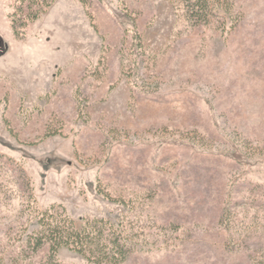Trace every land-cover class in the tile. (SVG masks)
I'll return each mask as SVG.
<instances>
[{"label": "rangeland", "instance_id": "obj_1", "mask_svg": "<svg viewBox=\"0 0 264 264\" xmlns=\"http://www.w3.org/2000/svg\"><path fill=\"white\" fill-rule=\"evenodd\" d=\"M210 1L53 0L18 40L0 0L3 264H95L27 245L53 206L121 264H264V0Z\"/></svg>", "mask_w": 264, "mask_h": 264}, {"label": "trees", "instance_id": "obj_2", "mask_svg": "<svg viewBox=\"0 0 264 264\" xmlns=\"http://www.w3.org/2000/svg\"><path fill=\"white\" fill-rule=\"evenodd\" d=\"M21 1L28 4L29 11L24 16L19 15L20 12H24V8L17 7L10 16L13 36L18 40L24 38L23 31L27 25L38 20L53 3V0ZM210 2V0H184L189 18L197 22L207 20L205 13ZM18 177L29 186L25 170L19 169ZM37 224L38 230L27 239V245L34 252L48 246L49 253L55 256L61 249H67L95 264L125 263L134 254L127 238L122 231L114 229L109 219L86 220L82 226L77 227L75 221L66 214L65 209L58 211L53 206L41 213ZM0 264H3L1 259Z\"/></svg>", "mask_w": 264, "mask_h": 264}]
</instances>
